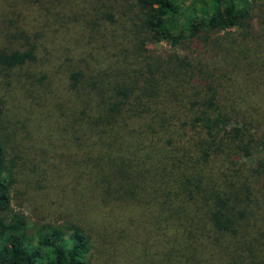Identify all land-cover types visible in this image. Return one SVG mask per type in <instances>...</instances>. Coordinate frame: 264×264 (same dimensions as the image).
I'll use <instances>...</instances> for the list:
<instances>
[{
    "label": "trees",
    "instance_id": "trees-1",
    "mask_svg": "<svg viewBox=\"0 0 264 264\" xmlns=\"http://www.w3.org/2000/svg\"><path fill=\"white\" fill-rule=\"evenodd\" d=\"M257 2L0 0V70L9 78L0 79V264H90L94 248L83 222L39 225L32 236L27 217L12 209L16 168L23 162V174V154L36 150L14 145L30 132L25 120L1 116V94L16 86L45 107L33 86L9 75L39 61L66 73L63 89L46 88L62 114L47 116L75 145L79 184L100 195L110 228L125 204L157 208L158 230L172 226L183 237L181 264H264V158L254 168L243 163L264 148L252 133L264 127ZM212 36L218 68L204 59ZM161 42L180 53L154 55L148 46ZM26 101L15 103L34 119ZM7 139L19 153L13 160Z\"/></svg>",
    "mask_w": 264,
    "mask_h": 264
},
{
    "label": "rangeland",
    "instance_id": "rangeland-1",
    "mask_svg": "<svg viewBox=\"0 0 264 264\" xmlns=\"http://www.w3.org/2000/svg\"><path fill=\"white\" fill-rule=\"evenodd\" d=\"M94 1L100 3V6L107 3V0ZM194 1L197 0H186V5ZM93 13H97L99 18L104 19L107 22L106 27L111 29L113 23L110 19L102 17V12L99 10ZM252 22L255 29L264 36V0H258L256 3ZM237 32L236 29L230 31L233 34ZM214 36L205 44L204 59L211 68H218L222 66V63L214 45L216 38ZM216 36L226 37L227 35L223 32ZM148 48L154 55L163 57L177 53V51L180 53V50L167 42L149 45ZM6 74L8 73L0 70V79L9 80ZM19 74L9 72L11 77H21L33 86L36 98L45 105L43 108L37 107L33 100L27 98L25 93L16 86H13L10 91L7 88L3 89L1 94L6 96L7 101L6 111L1 116L9 115L12 120L13 115L14 119L19 117L25 120L23 127L29 129L31 134L22 132L24 137L28 135L26 137L28 140L24 141L20 136L14 145L25 143L26 148L34 147L36 150L35 155L34 151H27V154H23L28 160L27 169L23 174L20 171L23 162L17 168L15 167L18 175L12 194V209L27 217L30 235H35L39 225L83 222L89 229L88 232L91 233L94 244L88 257L90 264H181L180 256L184 248L183 237L174 231L172 226H165L158 230L155 224L157 208L151 213L146 208L137 211L125 204L122 207L123 220L110 228L111 219L108 217L100 195L95 192L84 193L82 191L79 184V173L76 176V164L73 160L75 145L70 142L69 137L65 136L63 128L53 123L50 114L47 116L50 110L55 117L62 114L55 102L50 103L47 100L53 90H46V88L54 85L56 91L63 89V86L68 85L66 73L53 64L39 61L27 64L20 69ZM0 84H2L1 81ZM12 91L15 95L14 100L9 97ZM23 97L27 99L25 106L31 105L38 112L34 119L30 118L24 106L18 102L15 103ZM17 120L12 121L17 123ZM4 133L9 134L7 129ZM252 133L260 141L264 140V127L255 128ZM7 141L9 159L13 160L19 153L14 150L12 141L9 139ZM263 158L264 148L255 152L251 157H244L243 163L246 167L254 168L256 162ZM72 164L75 166L73 170ZM34 167L38 169L37 172L32 171Z\"/></svg>",
    "mask_w": 264,
    "mask_h": 264
}]
</instances>
